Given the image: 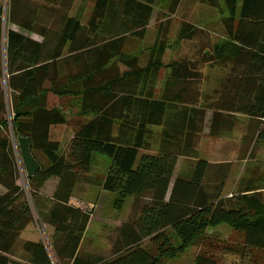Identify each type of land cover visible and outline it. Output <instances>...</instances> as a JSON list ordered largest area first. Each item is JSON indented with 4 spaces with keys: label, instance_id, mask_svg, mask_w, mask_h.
<instances>
[{
    "label": "trees",
    "instance_id": "obj_1",
    "mask_svg": "<svg viewBox=\"0 0 264 264\" xmlns=\"http://www.w3.org/2000/svg\"><path fill=\"white\" fill-rule=\"evenodd\" d=\"M78 1L8 0V25L39 34L41 43L9 28L4 31L0 8V81L6 80L7 89L6 93L0 84V264L11 263L20 233L36 218L40 222L36 199L51 178L58 179V186L46 225L52 229L50 252L58 264H158L162 258H173L202 243L207 230L220 224L242 235L240 250L229 248V253L245 257L247 264H262L263 188L246 187L223 198V183L214 192L204 186L210 165L197 161L190 179H177L166 197L176 156L166 149L157 155L140 154V150L147 148L149 128L165 123H186L187 138L199 137L201 129L195 125L203 122L205 111L193 108L198 102L194 92L198 93L200 68L218 60L227 72L219 99L210 107V133L217 135L218 126L230 125L228 116L240 114L260 121L263 127L257 139L264 141V0H199L220 12L224 39L209 46L207 31L182 22L176 37L179 42L192 43L201 36L205 44L192 55L197 57L168 64H163V56L169 21L181 0H91L85 19L80 8L72 14ZM81 1L82 8L87 0ZM158 4L162 22L157 23L154 44L141 66L138 56L129 55L124 47L127 38L143 39ZM41 8L48 10V26L37 12ZM162 67L170 71V77L160 99H155L154 81ZM185 82L180 90L172 91ZM47 94L70 97L80 116L91 115L77 124L61 153L49 131L64 124L65 118L58 109L46 107ZM7 99L12 110L10 123ZM176 104L185 105V113L168 122V108ZM9 126L15 138L29 139L36 161L37 153L48 161L47 165L37 161L38 172L27 180L35 214L17 184V165L7 137ZM190 141L196 142L187 143ZM187 143L182 155L195 147ZM93 154L110 160L105 177L95 184L114 194L115 208L127 197L134 198L132 214L117 234L122 235L123 244L110 258L80 253L89 214L69 203L75 183L89 174ZM172 238L177 244H172ZM145 241L150 250L143 246ZM19 247L25 262L13 264H55L41 240L25 241ZM193 264L216 262L198 255Z\"/></svg>",
    "mask_w": 264,
    "mask_h": 264
},
{
    "label": "rangeland",
    "instance_id": "obj_2",
    "mask_svg": "<svg viewBox=\"0 0 264 264\" xmlns=\"http://www.w3.org/2000/svg\"><path fill=\"white\" fill-rule=\"evenodd\" d=\"M82 3L81 0L78 1V4L74 8L75 12L80 11L78 7ZM92 5L93 1L87 0L82 5L84 12L85 10L88 11ZM3 6L5 8L7 7V5L5 6V0H0L2 13ZM159 7L158 4L146 28L143 39L127 38L128 40L124 47V51L129 55L138 56L141 66H144L147 61L148 48L154 44L157 23L159 21L162 22L161 17H159L160 14L158 15ZM79 8L82 9L81 7ZM83 10L79 13H82L85 19L87 13L84 14ZM219 13L211 7L201 4L199 0H181L178 9L169 21L168 45L163 56V64H168L180 52L186 53L187 51V55L192 56L205 44V39L201 38V36L197 37L192 43L185 44L179 42L176 37L182 22L193 24L198 28L201 27L202 30L205 29L209 36V46L218 43L219 39H224L225 32L220 21L221 15ZM166 19H164V22ZM8 28V23L3 20L4 31ZM120 68L122 69L123 67L121 66ZM167 71L169 70L164 67L160 70L162 77L160 83L164 80ZM200 71L206 77L203 83L204 89L206 91L210 90L208 86L211 85L213 87L216 82L215 78L218 76L219 69L217 65L214 63L211 65L204 64L200 68ZM226 72L225 68L221 66V82ZM3 80L0 81L1 86L4 85ZM71 100L70 97H57L52 94L46 95V107L58 109L65 118L66 125L53 126L50 132L51 139L60 143L59 153L63 150V145L67 138L66 132L72 129L76 130L77 124L75 123L77 121L83 123V121L85 122L91 116H80L78 112L79 108L72 105ZM227 119H229L230 123L229 129L221 133V136H205L206 141L201 143L199 152H197L198 157H202L212 163L206 171L203 180L204 186L214 192L219 184L223 183L221 191V197L223 198L231 197L246 187L263 188L261 189V193L264 196V141L257 139V134L263 126H261L260 121L240 114L228 116ZM36 157L41 165L48 164V161L41 154L37 153ZM194 161L181 160L179 173L186 175L190 164L192 163L191 165L193 166ZM109 167V158L100 154H93L88 174L89 179L93 181L92 186L87 187L77 184L78 188L75 190L73 198H70L72 202L80 204L83 206L84 211L93 216L90 225L88 223L89 231L82 245L83 250H80L82 255L91 254L93 256L110 258L113 250L104 249L107 248L106 244L108 241L116 238V231L113 228L117 226L121 217L125 218L126 216L130 218L132 214L131 207L134 204V198L127 197L122 206L115 208L113 203L115 199L114 194L103 191L95 184L96 181L102 180L105 177ZM19 184L24 186L23 180L19 179ZM96 212L98 214L94 215ZM36 219L34 224L37 227L39 235L41 234L40 240L48 243L46 247L49 250L52 260L55 264H58L50 252L49 235L44 226L39 222V219ZM48 229L52 232L51 228L48 227ZM96 233L98 234L97 238L99 236L98 240L94 237ZM27 234L28 231H26L25 235ZM18 240L20 239L18 238ZM20 244L21 242L18 241L13 256H10V264H13L12 262H25V257L19 247ZM172 244H177L176 238H172ZM241 244L242 235L240 233L231 230L226 225L220 224L207 230L206 239L202 243L189 246L173 258H162L158 264H193L195 257L198 255L212 258L216 264H247L244 259L245 257L241 258L236 253L228 252L229 248L240 250ZM143 246L148 250L151 249L148 241H145ZM94 248H99V250H95ZM259 262L264 264V258L260 254Z\"/></svg>",
    "mask_w": 264,
    "mask_h": 264
},
{
    "label": "crops",
    "instance_id": "obj_3",
    "mask_svg": "<svg viewBox=\"0 0 264 264\" xmlns=\"http://www.w3.org/2000/svg\"><path fill=\"white\" fill-rule=\"evenodd\" d=\"M76 5H77V3L75 4V7H76ZM78 9H79V7H78ZM80 10H83V9H80ZM37 12H38V14H41L40 19L43 21L42 22L43 25L48 26V20H49L48 10L45 8H41V9H37ZM83 12H84V10H83ZM74 13H76L75 9H73V11H72V14H74ZM86 13L88 14V11L85 10L84 14H86ZM9 29L14 31V32L20 33V34L28 37L29 39H31L32 41L37 42V43H41L43 40L39 34L24 32L14 25H10ZM200 29H202V28L200 27ZM203 30H205V29H203ZM219 43H221V39H219ZM183 58L188 59V58H193V56H191V55L188 56L187 51H186V53L180 52L175 58L173 57L170 62L182 60ZM213 63L215 65H217V67L219 69V72L217 73L218 76L215 78V80H216L215 85L213 87L211 85L208 86V88L210 90L206 91L204 89V86H203V83L205 82L204 80L206 77L204 76V73L202 71H200L202 77H201L200 83L197 84L198 93L194 92L198 97V102L195 105H193V108L198 109V110L201 109V110L205 111V116H204L203 122L202 123L199 122L198 125H195V128L197 130L201 129V131L198 133L199 137L196 134L195 137L187 138V136H186V123H184V124L177 123L176 125H172V126L170 124L167 125V123H165V124L160 125V126L149 128V130L151 132H150V134L146 140L147 148L140 150V154L157 155L161 150L166 149V151L168 153L172 152V153H174L173 155L176 156L177 161H176V165H175L174 170H173V175H172L170 183L168 185L166 197L169 196V194L172 190L173 184L177 179H182V180L190 179V176L194 170V167H195V164L197 161H205L209 165L212 164L211 162L203 159L202 157H198L199 155L197 154V152H199L198 150L200 149L201 143L203 141H206L205 136L214 137L212 135L213 133L212 134L210 133V123H211V118H212V114H213L212 109L210 107H211L212 103H214L217 99H219V96L221 94V60H218L216 62L211 61V62H208L205 64L211 65ZM122 70H125V68L123 67ZM169 77H170V71H167V74L164 76V80L160 83V81L162 80L161 72L158 73L157 79L154 81V97H155V99H160L161 93L164 89V84L166 83V81ZM186 84H187V82L176 85L174 88H172V91L176 92V91H174V89L180 90ZM44 86H48V84L46 83ZM184 106L185 105H182V104H176L175 106L168 108V111L166 113V119L168 120V122L171 119L174 120L175 118H178L179 116L183 115L185 112L183 111L184 109L182 107H184ZM186 106H187V108H192L189 105H186ZM181 110H182V112H180ZM77 116H79V115H77ZM79 122L80 121H77L75 124H78ZM62 125H66V123H64ZM56 126H58V125H56ZM227 129H229V125L227 127L226 126L225 127L224 126H218L217 135H215V136H221V133L226 132ZM50 132H51V128L49 131V137H50ZM74 132H75V129H72L69 132H66L67 138H66L65 144L63 145L62 152H64V150L66 149L68 142L70 141V139L74 135ZM172 136H174V137H172ZM50 139H51V137H50ZM187 140H196V142L190 141L189 143H187ZM52 141H54V140H52ZM56 142H58V141H56ZM184 143H187L189 145L195 144V147H190L189 149H186L184 151L185 152L184 155H182L181 152L183 151ZM59 147H60V143H59ZM181 160H195L193 166L191 165L192 163L190 164V168H189L188 172L186 173V175H181L183 173H179L180 169H181V167H179ZM87 177L88 178H85L84 180L81 179L75 183L70 198H73L74 192L78 188L77 184H80L82 186H87V187L92 186L93 181L91 179H89L88 175H87ZM57 186H58V179L57 178L49 179L44 184V186L41 188V190L39 191V195L37 196V199H36V208H37L36 210L40 214V222H41L42 226H44L47 234L49 235V238L51 237L52 232L50 229H48L49 226L46 225V217L48 216L50 208L55 203L52 199V196H53V193H54ZM70 198H69V201H70ZM97 214L98 213L96 212L94 215H97ZM92 217L93 216L89 214V221H88L89 225H90L91 220H93ZM127 218L128 217H126V216H125V218L121 217V220L118 222L117 226H115V228H113L116 231L117 237L111 241H108L107 244L105 243L107 248L104 250H114V249L118 248L120 245L122 246L123 237H122V235L118 236L119 235L118 230L120 229L122 224L124 222H126ZM89 225L87 224L85 232L83 233V236L81 238V243L79 246V250H83L82 245H83L84 239H86V234L89 231ZM26 231H28L27 235H25ZM97 235H98L97 233L94 235L96 240H98V238H99V236L97 238ZM40 238H41V234L39 235V232L37 230L36 225L30 224L20 233L19 239L21 241L19 240V242H21V243L25 242V241L36 242V241H39ZM94 249L99 250V248H94Z\"/></svg>",
    "mask_w": 264,
    "mask_h": 264
},
{
    "label": "built area",
    "instance_id": "obj_4",
    "mask_svg": "<svg viewBox=\"0 0 264 264\" xmlns=\"http://www.w3.org/2000/svg\"><path fill=\"white\" fill-rule=\"evenodd\" d=\"M6 5H7L6 8L3 6L4 7L3 8V13L1 14L2 24H3V20L6 21V18H7V13H8V0H5V6ZM3 82H4L3 83L4 84L3 85V88L5 89V92H7V89H6V80L4 79ZM6 118H7V121L10 123L11 118H12V110H11V104H10V102H9L8 99L6 101ZM7 137H8V140L10 142V145H11V148H12V152H13V156H14V159H15V162H16V165H17V170H18V181H17V184L24 191V193L26 195V198H27V202H28L30 208L33 210V212L35 214V210L33 208L32 200L30 199L29 194H28V190H29L28 189V183H27L28 177H27V174H26L25 169L23 167L22 159H21V156H20L18 139L15 138V136H14V134H13L10 126H9V130L7 131ZM19 179L23 180L24 186H22V185L19 184ZM69 203L71 205H73L75 207H78V208H80V209L83 210V206H81L80 204L74 203L71 200L69 201ZM35 218H36V215H35ZM44 244L46 246L48 245L47 242H44Z\"/></svg>",
    "mask_w": 264,
    "mask_h": 264
},
{
    "label": "water",
    "instance_id": "obj_5",
    "mask_svg": "<svg viewBox=\"0 0 264 264\" xmlns=\"http://www.w3.org/2000/svg\"><path fill=\"white\" fill-rule=\"evenodd\" d=\"M18 145L20 150V156L22 159L23 167L28 178L33 177L39 170V164L31 154L29 147V139L18 138Z\"/></svg>",
    "mask_w": 264,
    "mask_h": 264
}]
</instances>
